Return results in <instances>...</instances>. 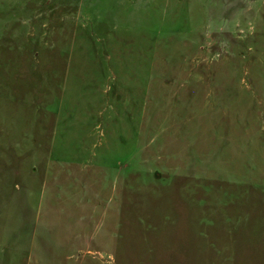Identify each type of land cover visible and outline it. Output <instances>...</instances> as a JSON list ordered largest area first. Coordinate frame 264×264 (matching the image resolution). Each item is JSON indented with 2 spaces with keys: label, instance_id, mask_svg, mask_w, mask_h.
I'll use <instances>...</instances> for the list:
<instances>
[{
  "label": "rangeland",
  "instance_id": "1",
  "mask_svg": "<svg viewBox=\"0 0 264 264\" xmlns=\"http://www.w3.org/2000/svg\"><path fill=\"white\" fill-rule=\"evenodd\" d=\"M0 264H264V0H0Z\"/></svg>",
  "mask_w": 264,
  "mask_h": 264
}]
</instances>
